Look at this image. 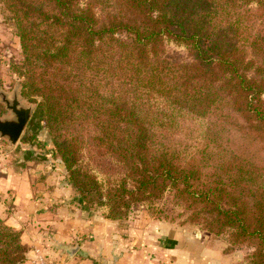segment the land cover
<instances>
[{"label":"trees","instance_id":"obj_1","mask_svg":"<svg viewBox=\"0 0 264 264\" xmlns=\"http://www.w3.org/2000/svg\"><path fill=\"white\" fill-rule=\"evenodd\" d=\"M0 5L20 42L22 95L37 102L81 202L105 196L117 218L171 190L190 220L264 264V0ZM168 41L185 55L166 51ZM220 131L237 134L228 149L210 146ZM86 149L125 175L106 195L80 165ZM20 236L0 217V264H26Z\"/></svg>","mask_w":264,"mask_h":264},{"label":"crops","instance_id":"obj_2","mask_svg":"<svg viewBox=\"0 0 264 264\" xmlns=\"http://www.w3.org/2000/svg\"><path fill=\"white\" fill-rule=\"evenodd\" d=\"M18 161L24 165L0 164V217L21 232L27 258L33 247H40L55 264L230 263L206 239L163 222L150 224L160 232L144 239L147 246H140L139 232L133 233L132 244L124 246L126 240H118L107 221L92 219V212L65 180L64 168L26 152ZM76 244L78 249L69 255L67 248Z\"/></svg>","mask_w":264,"mask_h":264},{"label":"rangeland","instance_id":"obj_3","mask_svg":"<svg viewBox=\"0 0 264 264\" xmlns=\"http://www.w3.org/2000/svg\"><path fill=\"white\" fill-rule=\"evenodd\" d=\"M165 50L169 53L173 52L185 55V48L173 41L165 42ZM21 59L22 55L19 38L15 33L12 22L8 19L7 13L0 5V92L11 97L16 91L21 102L25 106L32 107L31 117L15 144H9L5 139L0 138V164L4 161V163L12 162L13 167L23 166L24 163L21 164V162L18 161L19 155L22 156L23 153L26 152L33 155V157H39V159L47 158L49 163L52 161V165L58 164V167L64 168L65 170L60 157L54 152L49 136L45 130L42 129L43 122L37 109V102L22 95L21 81L23 78L13 69V65L19 63ZM36 99L39 100V98ZM262 99H264V93L262 94ZM0 104L3 107V111L0 112V117H11V112L5 108L1 99ZM209 121L214 122L215 117H211ZM185 126L191 127V124H185ZM30 127L33 128V132L29 130ZM225 133V131H220L218 137L214 138L213 141L211 140L210 146H219L228 149L230 145H233V143L228 145V140L237 134L235 133L233 136L229 135V138H226L224 135ZM34 134L36 135L35 139L29 138L30 135ZM106 162L107 161H104L101 164L99 160H96L90 155L87 149L80 159V165L84 170L94 174L96 180L101 185V190L104 195H106L110 185L117 183L120 181V178L125 176L123 172L110 175L107 168L104 170L100 166L104 165ZM66 177L67 176H65V180L67 181ZM132 185L133 182L128 180V186L132 187ZM102 199L104 201L103 203L91 200L86 201L84 204L86 208L92 212V219L104 222L107 221L105 223H109L111 227L115 229V233L119 235L118 240H121V242L126 240L124 246H127L128 243L132 244L133 233L136 234V232H139L142 236L140 246H147L148 242H144V239H146V237L148 239H153L154 236L152 232H160L155 227L150 226V224L163 222L170 226L171 229L189 231L198 238L206 239L211 244L210 246L217 250H221L223 254L229 257V264H248V257L253 251L252 247L242 245L228 249L229 242L227 235L208 233L202 229L200 224L190 220V212L183 204L180 205L174 200L171 190L165 189L162 194L158 195L156 198L151 197L144 201L134 202L128 209L122 207L123 213L117 218L108 216L110 206L106 203L105 196H103ZM149 232H151L150 237L147 236ZM114 239L116 238L114 237ZM33 249H40L42 254L45 255V258L51 263H54L40 247H33ZM31 257L32 252L27 258L28 264H31Z\"/></svg>","mask_w":264,"mask_h":264},{"label":"water","instance_id":"obj_4","mask_svg":"<svg viewBox=\"0 0 264 264\" xmlns=\"http://www.w3.org/2000/svg\"><path fill=\"white\" fill-rule=\"evenodd\" d=\"M0 99L4 103L5 108L12 114L11 117H0V138L5 139L9 144L13 145L18 141L29 121L32 107L25 106L19 99L16 91L11 97L0 92ZM78 247L77 244L68 247L67 253L72 255Z\"/></svg>","mask_w":264,"mask_h":264},{"label":"built area","instance_id":"obj_5","mask_svg":"<svg viewBox=\"0 0 264 264\" xmlns=\"http://www.w3.org/2000/svg\"><path fill=\"white\" fill-rule=\"evenodd\" d=\"M31 264H54L45 258L40 249H32Z\"/></svg>","mask_w":264,"mask_h":264}]
</instances>
